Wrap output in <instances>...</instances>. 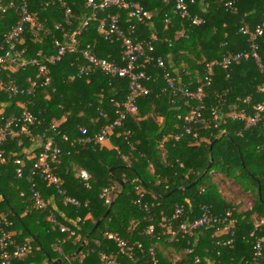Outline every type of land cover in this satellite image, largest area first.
I'll return each mask as SVG.
<instances>
[{"label":"trees","instance_id":"1","mask_svg":"<svg viewBox=\"0 0 264 264\" xmlns=\"http://www.w3.org/2000/svg\"><path fill=\"white\" fill-rule=\"evenodd\" d=\"M0 1L6 5L11 0ZM13 1L16 5L20 2ZM227 1L196 0L189 10L190 18L182 19L174 14L173 1L139 0L152 14L151 22L141 25L131 20L127 12L117 9H109L99 14L97 20H91L92 10L83 0H29L30 13L42 30L35 38L27 28L14 58L20 62L39 54L53 55L54 41L70 39L75 33L78 52L48 64L47 86H43L46 77L40 76L35 67L13 68L8 62L0 65V116L6 121L18 118L26 102H32L30 111L40 122L31 128L32 136L56 139L62 156L53 172L62 188L81 207L64 206L55 188L35 177L36 190L47 203L45 209H36L29 179L39 151L35 150L32 138H8L3 146L4 163L0 164V214L12 223L14 247L25 243L32 247L30 254L14 264H51L49 258L68 259L64 264H103V255L116 258L121 264H133L120 254L118 242L109 236L133 247L138 264H151L152 247H157L159 264H253L255 238L264 236V119L246 130L245 122L234 117L241 113L252 116L255 108L264 104V73L254 59L227 70H214L211 85L205 89L204 122L194 126L197 140L192 136L178 142L173 140L172 135L183 131V119L195 102L175 98L163 79V70L151 64L146 70L151 76L146 83L150 93L137 100L136 116L128 117L114 132L110 140L113 149L95 142L78 143L83 138L81 128L93 138L112 124L116 104L128 96L126 79L110 80L99 72L82 78L76 76L86 51L99 58L120 61V43L106 40L99 31L103 18L119 14L122 26H136L141 40L157 36L160 42L153 56L161 57L168 72L181 84L195 89L199 81H204L207 63L223 60L229 53L250 52L248 37L239 31L241 28L253 31L262 23L261 0H237L234 11L225 8ZM67 10L71 12L69 23ZM196 17L202 20L201 24L193 23ZM19 20L16 9L0 15V56L7 50L9 31ZM86 21L89 25L83 28ZM256 44L264 67V35ZM29 79L38 82L33 96L10 98L6 88H28ZM63 135L69 138L67 142ZM211 158L214 162L207 171ZM18 160L24 164L21 179L17 177ZM80 170L94 177L89 187L80 179ZM213 172L233 181L244 194H251L254 206L239 213L241 206L224 198ZM136 187L145 192V204L153 205L150 210L136 205L139 198ZM202 205L215 214H232L235 221L232 247L220 245L229 236L221 235L219 227L198 232L192 240L194 246H188L187 240H171V231L199 216ZM176 206L184 207L185 215L173 221ZM108 210L109 215L75 256ZM51 215L76 230L77 236L61 233L49 221ZM79 218L82 221L77 223ZM165 219L171 223L167 224ZM150 225L154 226L151 236L145 232ZM187 249L192 252L187 254ZM258 264H264V252Z\"/></svg>","mask_w":264,"mask_h":264},{"label":"built area","instance_id":"2","mask_svg":"<svg viewBox=\"0 0 264 264\" xmlns=\"http://www.w3.org/2000/svg\"><path fill=\"white\" fill-rule=\"evenodd\" d=\"M19 4L16 5L13 0L8 4L3 5L0 1V15L6 14L11 9H16L20 16V20L17 25L9 31L5 45L6 52L0 56V65L8 62L13 68L28 66L38 69L39 75L46 77V81L43 86H47L50 83L48 77L49 68L48 64H55L60 62L64 57L70 54H76L78 52V41L75 33L70 39L60 41L56 39L54 46L56 53L50 56L38 55L37 58L31 60H21L20 62L14 58L17 46L23 42V36L27 28L37 38L42 30V27L34 19L30 13L29 0H19ZM87 7L92 10L91 20H97L99 14H105L109 9H117L128 13L131 20L138 24L144 25L146 22H151L152 14L145 9V7L139 2V0H83ZM165 2H174V14L178 15L182 19L190 18V7L196 3V0H164ZM264 3V0H261ZM237 0H228L225 3V8L228 11H234ZM71 12L66 11L67 23H69ZM170 20H166V24H169ZM193 23L199 25L202 20L194 18ZM89 25V21H86L82 26L85 28ZM60 26L57 27L59 29ZM99 31L104 34L105 39L108 41H115L120 43V61L115 62L112 60L99 58L94 54L86 51L83 53V63L78 65L77 77L82 78L90 75L93 72H99L110 80L121 78L126 79L129 83L128 96L120 104H116V119L115 121L104 127L93 138L88 137L87 130L81 128L83 138L78 140V143L87 144L95 142L96 144H104L106 141H110L116 129L120 128L128 117H135L138 112L137 100L140 97L147 96L150 90L146 86V83L151 81V76L147 74V65H155V67L163 70V79L166 82L167 87L173 91L175 98H184L195 102V105L191 107L189 113L184 117L185 126L181 133L172 135L173 140L180 141L185 136H192L195 140L199 139L198 133L194 130L195 125H201L204 122V114L207 110L205 103V89L211 85L212 75L215 69L221 68L223 70L229 69L234 64H239L250 59H254L261 70L264 73V67L260 62L257 50L258 46L256 40L264 35V14L262 23L259 24L255 30L251 31L248 28H241L239 33L248 37L250 42V52H237L229 53L220 61H212L206 64L204 81H199L198 86L192 89L189 85L181 84L176 80L167 70L165 61L159 57L155 58L156 47L159 45L160 40L157 36H152L150 39H139L138 29L136 26L123 27L121 24V16L119 14H108L101 20ZM202 82V83H201ZM28 88H20L10 86L6 88V91L10 94V98L14 97H29L33 96L38 88V82L28 80ZM32 102L29 100L23 106V111L20 117L10 120H4L0 116V164L4 163V143L8 138H15L19 136H26L32 138L35 142V150H38L35 163L32 169L29 183L31 184V193L33 203L36 209L42 210L47 207V203L43 199L39 191L36 190L35 177L43 179L49 186H53L57 191L58 196L62 199L64 206H71L80 208L81 203L73 197H70L66 191L62 188V182L54 174L53 166L60 163V157L62 156V149L56 142L54 137L44 138V136H38L33 138L31 128L40 124L38 119L31 113L30 107ZM245 122V129L250 130L256 127L264 119V104L258 105L255 108V113L252 116H247L245 113H241L234 117ZM55 127L53 130L55 131ZM64 141H68L69 138L66 135L62 136ZM75 142L72 143V145ZM17 165L20 168L17 170V177L21 179L24 175V164L22 161H17ZM79 177L82 182L89 187L91 182L95 181L94 177L85 170L79 171ZM137 195L139 196L136 201V205L146 211L150 210L153 205L145 204V192L136 187ZM109 204L110 201H107ZM87 203L85 204V206ZM200 215L194 217L179 225V227L171 231V240H187L188 246H194L192 240L194 236L203 229H212L219 227L221 235H228L229 239L226 242H221L222 246L232 247L234 244V223L232 214L227 212L223 214H215L212 209L206 205L199 207ZM185 215V208L182 206H176L172 217L173 221H178ZM49 221L56 226L61 233L69 234L71 237H76V230L72 229L67 224L58 222L55 215H51ZM82 220L79 218L77 223ZM167 224H170L169 219H165ZM71 221L68 220V224ZM12 223L9 219L0 214V264H14L15 261L21 260L26 255L30 254L32 247L29 243H25L23 246L13 245L12 234L10 228ZM258 228L259 225H256ZM147 235L151 236L154 233V226L150 225L145 231ZM255 232L251 234L254 237ZM110 239H114L118 242L120 254L133 262L138 264L135 260V251L133 247H129L125 242L120 241L114 236H109ZM141 248V247H139ZM192 251L186 250L187 254ZM264 252V236L255 238L254 252H253V264H258L259 259ZM149 261L151 264H159L157 257V247H152L149 250ZM103 264H121L116 258L106 255L102 256Z\"/></svg>","mask_w":264,"mask_h":264},{"label":"rangeland","instance_id":"3","mask_svg":"<svg viewBox=\"0 0 264 264\" xmlns=\"http://www.w3.org/2000/svg\"><path fill=\"white\" fill-rule=\"evenodd\" d=\"M216 183L220 187L224 198L228 201L235 203L237 206H241L239 213L249 211L255 204V199L251 194H244L240 187L233 181L222 179L217 173H212ZM175 260H178L176 258Z\"/></svg>","mask_w":264,"mask_h":264},{"label":"water","instance_id":"4","mask_svg":"<svg viewBox=\"0 0 264 264\" xmlns=\"http://www.w3.org/2000/svg\"><path fill=\"white\" fill-rule=\"evenodd\" d=\"M213 162H214V159L211 158V159H210V162H209V166H208V168H207V171L211 169V167H212V165H213ZM111 172H113L112 169H111ZM122 188H124L123 185H122ZM121 193H122V192H119L118 195H121ZM109 213H110V210H108L107 213L105 214V216L95 224V226L93 227V229L91 230V232H90V233L88 234V236L84 239V241H83L81 247L79 248V250L77 251V253L75 254V256H78V254L81 252L82 248L86 245L87 240H88V238L90 237V235H92V234L97 230V228L99 227V225H100V224L102 223V221H103V220L109 215ZM49 261H50L51 264H64L65 262L68 261V259H66V260H64V261H63V260H56V261H53V260H51V259L49 258Z\"/></svg>","mask_w":264,"mask_h":264},{"label":"crops","instance_id":"5","mask_svg":"<svg viewBox=\"0 0 264 264\" xmlns=\"http://www.w3.org/2000/svg\"><path fill=\"white\" fill-rule=\"evenodd\" d=\"M102 146L109 149V150L113 149V146H112L110 141H106ZM53 206H55V205H53ZM79 239H80V237H77V240H79ZM176 258H178V257L176 256Z\"/></svg>","mask_w":264,"mask_h":264}]
</instances>
